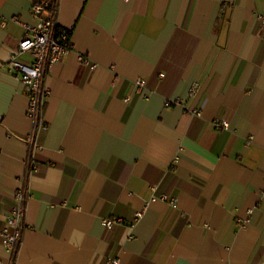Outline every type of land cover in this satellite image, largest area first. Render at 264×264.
I'll list each match as a JSON object with an SVG mask.
<instances>
[{"label":"crops","instance_id":"obj_1","mask_svg":"<svg viewBox=\"0 0 264 264\" xmlns=\"http://www.w3.org/2000/svg\"><path fill=\"white\" fill-rule=\"evenodd\" d=\"M32 6L0 0V226L33 130L6 70L23 34L11 19L33 23ZM259 16L264 0H59L71 49L44 77L14 264H264Z\"/></svg>","mask_w":264,"mask_h":264},{"label":"built area","instance_id":"obj_2","mask_svg":"<svg viewBox=\"0 0 264 264\" xmlns=\"http://www.w3.org/2000/svg\"><path fill=\"white\" fill-rule=\"evenodd\" d=\"M50 2L44 0L42 2L33 3L31 8V16L33 23H23L18 18L11 19L14 23L21 26L23 34L19 40L17 47L12 52L6 70L16 77L23 85L24 92L28 99L27 116L34 123L39 117V124L35 130L33 129L27 138V147L31 146V159L40 150L38 145V135L42 122V107L46 104L48 92L44 87V77L49 68L60 61L62 56L71 49V41L69 32L57 24L48 11ZM264 21V17L259 16ZM5 21L0 19V26H4ZM27 55L30 61L22 60V56ZM81 60L88 63L81 57ZM145 82L141 79L136 81L138 87H144ZM197 88L191 87L188 91L189 97H194ZM182 100L176 98L167 101L165 106L181 105ZM184 108V107H183ZM40 110V111H39ZM194 115H198V110L188 109ZM40 112V114H39ZM216 129H226L227 123L214 124ZM37 170V165L32 163L30 174ZM24 183V182H23ZM23 187L13 194V205L8 211L4 223L0 226V243L6 248L10 257L15 251L17 245L20 244L22 233L24 230V214L25 203L27 199V188ZM165 198V197H163ZM173 204V201H170ZM142 213H136L135 219L138 220ZM120 222L119 219L106 220L104 225L106 228L112 227L114 223ZM112 264H118L113 262Z\"/></svg>","mask_w":264,"mask_h":264},{"label":"trees","instance_id":"obj_3","mask_svg":"<svg viewBox=\"0 0 264 264\" xmlns=\"http://www.w3.org/2000/svg\"><path fill=\"white\" fill-rule=\"evenodd\" d=\"M32 1H33L34 4H36V3L42 2L44 0H32ZM47 1L50 2V6H49L48 11L50 12L51 16L56 19L59 0H47ZM44 107H45V105L42 107V111H44ZM39 114H40V112H39ZM38 124H39V117H37V119H35V121L33 123V129L35 130V132H36V129L38 127ZM32 163H35V161H34V159L33 160L31 159V146H30V147H28V153H27V159H26L25 178H24V185L25 186L27 185V179H28V177L30 175ZM18 249H19V245H17L15 251L13 252V254L10 257V264H14L15 263Z\"/></svg>","mask_w":264,"mask_h":264}]
</instances>
